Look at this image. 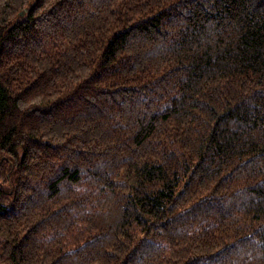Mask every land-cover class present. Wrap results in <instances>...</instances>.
I'll return each instance as SVG.
<instances>
[{
    "label": "trees",
    "instance_id": "1",
    "mask_svg": "<svg viewBox=\"0 0 264 264\" xmlns=\"http://www.w3.org/2000/svg\"><path fill=\"white\" fill-rule=\"evenodd\" d=\"M0 264H264V0H0Z\"/></svg>",
    "mask_w": 264,
    "mask_h": 264
}]
</instances>
